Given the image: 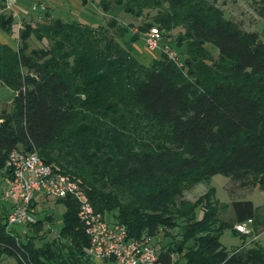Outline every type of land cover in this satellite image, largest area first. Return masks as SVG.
<instances>
[{
    "label": "trees",
    "instance_id": "1",
    "mask_svg": "<svg viewBox=\"0 0 264 264\" xmlns=\"http://www.w3.org/2000/svg\"><path fill=\"white\" fill-rule=\"evenodd\" d=\"M95 4L102 13L122 5L126 15L150 18L131 42L155 26L171 49L163 38L179 28L174 46L183 60L160 52L140 62L121 38L127 27L114 18L91 26L45 12L33 26L23 22L16 48L0 43V85L12 92L10 110L0 113V176L11 149L35 150L128 237L170 238L157 248L161 264H176L173 254L185 264H264L261 247L243 240L227 251L218 240L223 228L246 238L234 223L259 226L251 201H231L224 220L212 188L192 201L183 196L215 174L264 191V42L224 18L214 0ZM11 23L0 14L3 31ZM30 37L46 45L29 48ZM54 201L64 208L61 228L39 245L34 235L6 229L0 212V264H92L77 202L69 195ZM42 222L26 226L38 232Z\"/></svg>",
    "mask_w": 264,
    "mask_h": 264
},
{
    "label": "rangeland",
    "instance_id": "2",
    "mask_svg": "<svg viewBox=\"0 0 264 264\" xmlns=\"http://www.w3.org/2000/svg\"><path fill=\"white\" fill-rule=\"evenodd\" d=\"M96 0L88 1L86 4L81 5L79 0H13L10 9L3 10L2 12L12 17V23L10 31L5 32L0 28V43L5 44L11 48L17 46V29L23 22L18 20L27 19L32 17L36 19L39 14L46 12L50 18H59L64 21H75L79 23H85L91 26L104 25L109 19H115L118 24L126 26L127 31L123 33L122 40L127 41L141 50L137 52L138 60L144 64L151 62V55L157 57L159 50L154 52H148L143 44V33L138 35V39L135 42L130 40L133 38L132 33L136 31V28L146 21L149 17L134 18L126 15L123 12V6L117 5L110 10L102 13L95 4ZM215 4L221 8L222 15L226 19L239 20L241 27L244 30L254 31L257 33L259 39L264 42V4L258 0H214ZM40 14V15H41ZM48 18V17H47ZM37 20L30 21L34 23ZM32 26V25H31ZM179 28L171 30L166 34L165 41L171 45V50L177 55L178 60L181 62L183 56L179 53L178 49H175V36ZM29 48L44 47L46 45L45 40L37 41L33 37L27 40ZM214 54V51H212ZM12 92L9 88L0 85V113L2 111L8 112L11 107ZM3 187L2 177L0 176V191ZM208 188L213 189V198L222 204L223 210L219 212V217L224 220H230L232 216V210L230 202L233 200H249L256 208V212L259 214L260 224L253 229L251 224V232L246 235V238L242 239L239 235L233 234L230 229L223 228L219 235V242L227 250L230 251L235 247L241 245L244 240V246L257 245L264 250V191L256 188H250L247 186H238L230 181L227 177L220 174H215L206 180H202L190 187L184 192V196L187 200H193L200 194L207 191ZM1 196V195H0ZM45 202H39L34 206L35 219L42 220V228L38 232H34L24 225H8L9 228H13L14 231L20 235H34L33 243L39 245L43 241H50L54 239L61 228V216L63 213V205L54 201L55 199L49 197H43ZM9 200H3L0 198V212L2 210L7 211L10 206ZM105 219L109 220L108 215H104ZM201 217V211L197 210L195 218ZM7 229V228H6ZM260 229H262L260 231ZM174 233V230H171ZM258 233V234H257ZM42 234V235H40ZM257 234V235H255ZM19 235V237H20ZM170 241V238H163L161 232L154 238L150 239V243L154 245V248ZM172 259L176 261V264H185L182 257H177L173 254ZM2 264H13L11 259H3ZM92 264H96L95 262ZM100 264H115L112 261L101 262Z\"/></svg>",
    "mask_w": 264,
    "mask_h": 264
},
{
    "label": "built area",
    "instance_id": "3",
    "mask_svg": "<svg viewBox=\"0 0 264 264\" xmlns=\"http://www.w3.org/2000/svg\"><path fill=\"white\" fill-rule=\"evenodd\" d=\"M12 1L0 0V11L10 9ZM142 41L148 52L159 50L180 64L176 54L167 45H162L160 32L155 26L143 33ZM4 170L6 174L2 177L0 198L11 202L5 214L6 228L8 225L26 226L35 222L32 205L34 194L52 199L69 195L77 202L76 216L88 239L85 251L90 260L110 259L115 264H161L148 236L130 238L122 224L107 220L95 212L78 185L52 165L44 163L35 150L11 149ZM250 227V219L232 226L235 231L245 235L251 232Z\"/></svg>",
    "mask_w": 264,
    "mask_h": 264
},
{
    "label": "crops",
    "instance_id": "4",
    "mask_svg": "<svg viewBox=\"0 0 264 264\" xmlns=\"http://www.w3.org/2000/svg\"><path fill=\"white\" fill-rule=\"evenodd\" d=\"M45 13V12H44ZM44 13L43 14H39V16L36 18V19H41V18H43V15H44ZM0 14H4L2 11H0ZM49 17V16H48ZM52 18V17H51ZM36 19H33L32 17H29V18H27V19H22V20H18L19 22H27V23H29L30 25H32L33 26V23H31L30 21H33V20H36ZM38 21V20H37ZM132 52H133V55L138 59V57H141L142 58V56H140V55H138V53L137 52H141V50L140 49H138L136 46H135V44H132ZM151 59H153V58H155V56H152L151 55ZM188 190V189H187ZM186 191V190H185ZM184 191V192H185ZM201 195V194H200ZM183 196H184V193H183ZM184 198H185V196H184ZM186 199V198H185ZM194 200V199H193ZM37 201H39V202H45V200H44V198L41 196V195H39V194H34L33 196H32V205H33V209H34V206H35V204L37 203ZM192 201V200H191ZM34 212H35V210H34ZM27 227V226H26ZM157 250V249H156ZM92 263H96V264H100L101 262H106V261H112V260H90ZM113 262V261H112Z\"/></svg>",
    "mask_w": 264,
    "mask_h": 264
}]
</instances>
